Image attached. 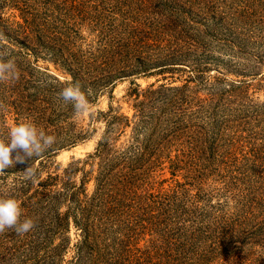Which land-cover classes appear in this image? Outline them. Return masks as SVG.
I'll list each match as a JSON object with an SVG mask.
<instances>
[{
	"label": "trees",
	"instance_id": "1",
	"mask_svg": "<svg viewBox=\"0 0 264 264\" xmlns=\"http://www.w3.org/2000/svg\"><path fill=\"white\" fill-rule=\"evenodd\" d=\"M0 37L20 72L0 83V139L10 117L56 137L0 174V198L35 221L0 233V264H264V102L209 74L264 76V0H0ZM40 59L67 79L42 76ZM124 81L116 102L131 115L113 105ZM76 82L90 104L108 95L91 116L104 129L93 152L43 178L56 153L96 132L57 96ZM237 111L247 119L230 124ZM242 124L254 125L246 151ZM182 169L188 180L174 178ZM209 177L219 186L203 187Z\"/></svg>",
	"mask_w": 264,
	"mask_h": 264
},
{
	"label": "clouds",
	"instance_id": "2",
	"mask_svg": "<svg viewBox=\"0 0 264 264\" xmlns=\"http://www.w3.org/2000/svg\"><path fill=\"white\" fill-rule=\"evenodd\" d=\"M19 76L15 57L11 56L7 49L0 50V83L17 81ZM57 96L64 104H71L76 115L87 114L92 107L78 82L62 88ZM4 107L0 103V110ZM55 142L54 135L47 134L34 122L26 120L18 123L9 129L7 141L0 139V174L17 162L22 163L28 158L42 156ZM13 152H16L15 158L12 156ZM25 174L33 183L38 182L39 177L32 167H29ZM22 212L21 204L17 199L0 198V233L14 230L17 235H25L34 229L33 219L25 218L21 221Z\"/></svg>",
	"mask_w": 264,
	"mask_h": 264
},
{
	"label": "rangeland",
	"instance_id": "3",
	"mask_svg": "<svg viewBox=\"0 0 264 264\" xmlns=\"http://www.w3.org/2000/svg\"><path fill=\"white\" fill-rule=\"evenodd\" d=\"M36 67L38 68L39 71H41V75L44 77H48V76H55L57 77L60 81H65L67 79V76L62 73L61 71H59L58 69L55 68V66L48 62V61H44L42 59L38 60L36 62ZM262 72L264 73V65L261 67ZM49 74V75H47ZM187 73H185L186 75ZM210 76H215L216 78H218V84H224V83H235V84H239L240 86V90L243 91L242 93H240V98L241 100L244 99L245 97H248L249 99H252L254 102L257 103H263L264 102V76L260 77V74L258 76H256L255 78L246 76V77H242V76H235L232 73H225V74H220L218 72H216V70H212L211 72H209ZM183 75L181 77V80H176L175 83L177 84H181L183 82V78H185ZM176 77H178V74H175ZM263 78V79H261ZM155 80V78L150 77V78H144V77H139L136 78V82L138 84H140L142 87H145L146 85H148L149 83L153 82ZM210 81L213 82L214 79L210 78ZM223 82V83H222ZM129 86V82L128 81H124V82H120L119 84H117V86L114 88L113 90V105H120L122 107V111H124L126 114L131 115L132 114V110L128 109V104L126 102L123 101H119V103L117 104L116 100L118 98H120L124 92L125 89ZM225 86V85H223ZM217 88V87H216ZM203 89L201 92L204 93ZM239 91V90H238ZM108 95L107 94H103L102 96H100L98 98V100H96L95 102H93L91 105V109L87 114L84 115H76L77 121L87 130V131H91V128H95L96 132L93 134V136L83 142L77 143L76 145L70 147V148H64L62 150H60L58 153H56V155L53 157V159L51 160V162L47 165H45V167L42 170V177L44 178L45 175L47 174V171L50 172H60L61 169L66 166L70 161H72L73 159H77V158H84L86 156V154L93 152L94 147L96 145L97 140L99 139L103 129H104V123L102 121H91V116H93L94 118L96 117V114L99 111H103L107 109L108 106ZM246 114L243 112H236V113H232L228 116L229 119V123L231 124L232 122H234L236 124H241V120L244 119V116ZM248 115V113H247ZM246 115V116H247ZM245 116V117H246ZM247 119V117H246ZM233 120V121H232ZM8 124L12 125V127H14V119L13 118H8ZM247 126V125H245ZM253 124H249V126L244 127V125L242 124L239 128V130L237 131V138H241V140L239 141L238 145L240 144H244L243 145V150L246 151L249 149V146L246 142H244L243 139L246 135L247 132L251 129H254ZM245 128V129H244ZM242 129L244 131H242ZM162 172V175L158 174V177L156 178V180H162V179H167L164 182V186L166 187L167 185H169L172 180H170L171 174L168 168H166L165 170L159 171ZM185 175V171L179 170L177 171V175L174 177L175 179L179 180V181H185L188 180L187 177L184 176ZM206 180L203 187L205 188H212V187H216L219 186L218 182H215V180L213 179V177H209L208 179H203ZM89 189L92 188V182L89 183L88 185ZM71 237H72V242L75 241V235L73 234V232L71 233ZM234 263L233 261H230L229 264ZM235 264H242L241 262H236Z\"/></svg>",
	"mask_w": 264,
	"mask_h": 264
}]
</instances>
